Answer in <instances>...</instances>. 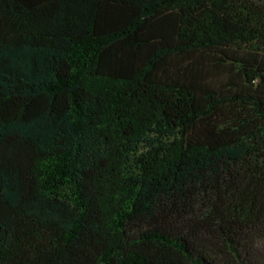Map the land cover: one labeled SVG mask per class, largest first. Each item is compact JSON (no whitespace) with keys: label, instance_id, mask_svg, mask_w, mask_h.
Here are the masks:
<instances>
[{"label":"trees","instance_id":"1","mask_svg":"<svg viewBox=\"0 0 264 264\" xmlns=\"http://www.w3.org/2000/svg\"><path fill=\"white\" fill-rule=\"evenodd\" d=\"M0 264H264V0H0Z\"/></svg>","mask_w":264,"mask_h":264}]
</instances>
